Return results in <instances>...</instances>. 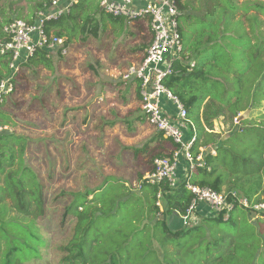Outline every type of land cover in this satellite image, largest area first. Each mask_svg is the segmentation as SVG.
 I'll return each instance as SVG.
<instances>
[{
	"label": "trees",
	"instance_id": "trees-1",
	"mask_svg": "<svg viewBox=\"0 0 264 264\" xmlns=\"http://www.w3.org/2000/svg\"><path fill=\"white\" fill-rule=\"evenodd\" d=\"M50 1H37L35 8L37 7L38 11L42 10L44 5ZM80 1L74 5L70 14L49 24L48 31L60 29L55 32L56 35L59 37L67 35L71 40L75 28L79 25L77 21L79 14H73V11ZM198 1L214 4L212 0ZM177 2L181 9L182 0H177ZM215 2L216 6L212 7L205 16L198 32L194 31L195 37L191 45L184 46L180 57L175 60L174 74L166 79L165 84L188 111L189 128L197 137L193 151L197 154L200 148L205 150L206 167L198 168L188 176V181L199 186L210 187L221 193L237 192L253 206L264 203V21L259 20V15H252L244 21H236L237 7L233 0L224 2L215 0ZM12 6V3L0 6V41H5L3 33L5 25L17 19L28 22L35 20L33 17L19 18L21 16L11 18L7 9L10 12H15ZM21 9L23 8H19V11ZM243 10L245 13L254 10L264 15V4L247 3ZM90 18L91 16L82 14L81 19L84 22L82 31L86 28V24L92 22ZM67 19L73 24L71 29L62 26ZM115 19L122 23L126 20L124 18ZM143 21L150 23L149 18ZM126 23L128 26L131 24L128 20ZM246 24H248L249 30L246 29ZM123 29L124 27L121 31ZM57 54L61 56L60 53ZM52 55L53 53L49 51L40 50L25 63L24 67L40 66L54 71ZM10 61L9 55L0 54V81L9 76ZM191 62L195 63L192 71H190ZM5 104L1 107H4ZM247 108H249V116L237 123L241 112ZM251 115L253 118L250 120ZM0 117L1 125H8L12 121L3 112H0ZM220 118L223 119L229 132L227 140H222L221 135L212 132L214 131V121ZM244 123L249 129H256V135L260 137L259 143L253 144L251 157L246 150L235 152L229 146V139L233 131L240 129ZM244 130L245 128H242L241 133ZM11 136H14L13 140H9ZM25 152L24 138L16 136L15 133L0 134V225H2L0 229L3 228V225L11 222L13 218H19L22 221L24 218L27 220L33 216L35 220L46 212L44 185L34 171L23 166ZM65 168L67 169V167ZM109 184H101L98 189L86 186L80 192L69 190L72 202L65 209L63 219L65 221L71 216L75 225L72 237L64 249L66 251L65 263L135 264L136 256L142 254V263L148 264L147 252L153 245L149 244L150 236L153 240H157L162 249L158 254L156 264H183V257L187 258L189 264H201V257L188 258L185 245H181V239L192 232L198 224L191 228H184L185 230L179 233H172L167 226V216L175 213L184 214L190 206L193 197L185 188V181L179 183L176 188H171L167 183L153 186L156 187L154 194L155 222L149 224L144 219L139 221L141 222L139 224L135 219L134 231L129 237H124L128 238L124 241L125 245H127L126 242L130 244L131 240L136 243L132 247L133 252L125 250L122 247L124 244L121 242H112L106 249L108 259L92 260L91 252L99 244L101 235L93 238L88 235L105 208V202L98 198L97 194L106 190ZM145 186L149 185L144 184L142 188ZM125 190L127 189L125 188ZM160 191L162 192L161 201H163L164 211L159 216L160 209L156 206V202ZM92 196L93 198L90 199ZM81 201L85 202L86 209ZM13 211L18 215L10 216ZM238 213L243 217V220L240 225L238 221L234 225V218ZM247 216L260 220L264 218V213H257L236 204L230 212L221 213L216 218L205 220V223L217 236H214L210 239L213 241H208L201 248L205 254L203 259L206 260V255L212 256L215 253L220 256V260L216 263L207 260L208 264H264V231L250 225ZM148 225L152 227L150 232L152 235L149 233ZM155 230H158L159 233L157 234ZM117 231L122 232V228H118ZM139 234L141 238H139ZM218 234H222V236L218 237ZM146 241L149 242L148 245H145ZM84 245L90 246L89 255H87ZM174 246L177 247L176 252L172 253L171 247ZM78 247L81 248L77 252L78 259L74 260L72 250ZM152 251H154L153 248ZM167 256L171 258L170 261Z\"/></svg>",
	"mask_w": 264,
	"mask_h": 264
},
{
	"label": "rangeland",
	"instance_id": "rangeland-1",
	"mask_svg": "<svg viewBox=\"0 0 264 264\" xmlns=\"http://www.w3.org/2000/svg\"><path fill=\"white\" fill-rule=\"evenodd\" d=\"M37 1L42 0H0V6L12 3L15 12L7 9L8 15L11 18L21 16L19 18L28 19L35 18L34 15L38 11L37 7L35 8ZM89 1L91 4L87 9H84L81 2L73 14L83 11V16L85 14L91 16L92 22L86 24V28L82 31L84 22L81 19L82 14L78 15L79 25L75 28L72 39L65 36L67 54L52 55L54 71L40 66L23 67L18 78L16 93L8 99L4 107H0V112L12 119L9 123L11 130L16 136L25 139L26 152L23 166L34 171L44 185L46 199V212L41 217L34 220L31 216L22 221L19 218H13L0 229V264H67L64 262L66 254L64 249L72 237L75 225L71 216L65 221L63 219L65 209L72 202L69 190H81L86 186L98 187L101 183L100 179L87 175L90 170H87L86 175H83L80 170H75L77 161L81 164L86 163L87 168L92 165L91 162L107 165V160L101 156L105 154L103 144L106 137L103 128L107 105L96 101L95 92V96H92L93 89L90 85L92 84L95 90L97 87L100 90L102 86L100 87L99 83H93L91 79L93 76L105 77L103 69L109 68L108 58L115 56L114 52L120 51L122 55L129 52L127 34L132 32L133 28H128L126 20L122 23L106 14L100 0ZM212 1L214 8L217 3L215 0ZM19 8L23 9L19 11ZM68 20L62 26L66 29L69 26L68 29H71L73 25ZM181 22L185 31L188 32L186 37H189L191 31L198 32L202 23L201 18H192L187 15L181 19ZM123 27L122 32L125 34L123 33L115 40L113 32L121 31ZM120 62L124 64L122 60ZM64 97L68 101L61 102V98ZM81 106L87 107L83 115L80 114V110L74 111V108ZM248 112L249 108L241 112V115ZM252 118L253 115L250 116V120ZM245 125L244 123L240 129L233 131L229 146L235 152L246 150L251 157L253 144L259 143L260 137L256 135V129H249ZM242 128H245L243 133L240 131ZM226 130L221 132L224 133ZM189 131L192 133L191 130ZM95 132L100 133L97 136ZM13 137L11 136L9 140H13ZM114 144V138H111L109 154L115 151ZM106 172L113 173L114 170L109 166ZM84 176L88 179L83 178ZM138 184L137 180L128 181L129 190H125L122 184L110 183L106 190L97 194V197L105 202V208L88 236L93 238L101 235V240L92 252L90 246L84 245L87 255L91 252L92 260L108 259L106 249L112 242L124 244L125 239H128L124 237H129L136 227L135 219L138 222L146 219L149 224L155 222L154 202L149 197L152 190L146 187V190L140 193ZM7 203H9L8 200ZM81 203L86 209L85 202L81 201ZM16 214L13 211L10 216H17ZM147 227L150 233L152 227L151 225ZM118 228H122V232L117 231ZM158 230H155L157 234ZM141 235L143 237V234ZM139 238H141L140 234ZM149 240L150 243L146 241L145 245L148 243L153 245L147 252V262L156 264L162 249L157 240H153L150 236ZM187 242L188 237L181 239L185 247L188 245ZM126 244L122 247L130 251L136 243L131 240L130 244L127 242ZM80 249V247L73 248L74 260L78 259L77 252ZM136 258L135 264H143L142 254ZM167 259L171 260L169 256ZM182 260L183 264H189L186 257ZM130 262L132 263L133 260Z\"/></svg>",
	"mask_w": 264,
	"mask_h": 264
},
{
	"label": "built area",
	"instance_id": "built-area-1",
	"mask_svg": "<svg viewBox=\"0 0 264 264\" xmlns=\"http://www.w3.org/2000/svg\"><path fill=\"white\" fill-rule=\"evenodd\" d=\"M80 0H51L42 10L37 11L35 20L28 22L17 19L3 28L5 41H0V54L11 58L8 77L0 81V107L7 103L18 87V78L25 63L40 50L51 53L67 54L66 40L48 31L49 24L57 22L70 14ZM103 11L113 18H124L129 22L143 21L149 18L152 42L146 50L145 58L137 65L128 68L122 75L125 82L137 81L141 97V110L147 122L171 140L176 150L169 157L155 158L150 173L138 184L160 186L167 183L171 188L178 187V169L182 159L187 162L189 175L198 168L206 167L205 150L200 148L195 154L193 148L197 142L195 134L187 137L189 130L188 111L179 98L166 86L167 78L174 74L175 60L183 52L184 43L180 30L182 12L177 0H100ZM195 63L191 62L190 71ZM170 102L177 116L170 117L164 106ZM14 133L10 125L0 124V134ZM214 154V153H213ZM210 170V169H209ZM185 188L191 193L192 200L184 214L178 213L184 228L199 223L197 210L200 204L209 207L212 214L230 212L236 204L264 213V203L254 204L237 192L221 193L210 187L199 186L185 179ZM162 192L157 195L156 206L163 214Z\"/></svg>",
	"mask_w": 264,
	"mask_h": 264
},
{
	"label": "crops",
	"instance_id": "crops-1",
	"mask_svg": "<svg viewBox=\"0 0 264 264\" xmlns=\"http://www.w3.org/2000/svg\"><path fill=\"white\" fill-rule=\"evenodd\" d=\"M224 1L225 0H223V2ZM81 2L84 6V9H87L91 4L89 0H81L80 3L75 6L74 10L80 6ZM233 2L237 7V10L235 11L236 21H244L245 19L247 20V18L252 15H259V20L264 21L263 14L254 10H249L248 13H245L243 10V7L247 3L264 4V0H233ZM181 5L182 6L180 10L183 14L180 18V28L182 31L181 34L184 46L189 47L191 45L190 42H192L195 37V34L194 31H191L189 32V37H186V33L188 32H186L183 28L181 19L187 15L192 18L199 17L201 18V21H203L214 4L206 2L200 3L198 0L196 2L192 0H182ZM77 14H83V11H80ZM130 27L133 29L132 32H130L131 34H127L129 37L128 43L130 45L129 52L125 53L124 55H122L123 53L120 51L114 52L115 56L112 55L113 57L109 56L108 58V61L110 62L109 68L103 69L105 77L99 78L97 76H93L91 79L93 80V83L96 82L99 83L100 87L102 86L100 91L99 87H97L95 90L94 86L91 84L90 86L93 89L92 96L97 94L96 101H101L107 105V114L105 115L106 119L104 122L105 127L103 128L104 135L106 137L105 144H103V148H105V154L104 156L101 155L102 158L104 157L105 160H107V165H100L99 162L95 164L94 162L90 161L92 165H89L90 167L87 168L88 165H86V163L81 164L79 161H77L75 170L82 171L83 175H86L87 170H90V173L87 174L90 175L89 177H93L95 179L98 178L101 180L100 185L98 187L91 186L92 189H98L100 188L101 184L104 183H113L122 184L124 188L129 190L127 187L128 181L137 180L140 182L144 176L151 172L153 167L152 163L155 158L169 157L177 148V146L171 140L163 137L160 132H158L147 122L146 117L141 110V97L139 84L137 81L125 82L122 80L121 75L125 73V70L133 65L139 64L145 58L146 50L152 42V33L149 21L132 22L128 28ZM245 27L247 30H249L248 24H246ZM59 30L60 29H51V31L54 33ZM113 33L115 34L114 37L116 40L117 38H120L124 32L116 31ZM187 52L190 53L189 51ZM54 54L57 53H53V55ZM121 60L124 62V64L120 62ZM66 100L68 101L66 97L63 99L61 98V102H66ZM163 103L166 111L170 113V117L175 120L174 116H177V112L175 111L174 106L170 102L164 101ZM86 108L87 107L82 108L81 106L79 108H74V111L80 110V114L83 115ZM65 119L66 117L64 114V120ZM222 120L223 119L220 118L219 120L214 121V131L212 132L221 135L222 140H227L229 138V132L226 130L227 128L225 127ZM99 129L101 132V127H99ZM189 130L186 132L187 137L192 134ZM221 130H226V132L222 133ZM208 132L210 131L208 130ZM99 133L95 132V135L98 136ZM111 138H114V145H116L113 154H109L110 150H108L110 147ZM84 159L86 158L84 157ZM109 166L114 170L113 173L106 172V168H109ZM188 176L189 173L187 162L182 159L178 169L179 183L184 182ZM85 177L86 176L83 178ZM87 179L88 177H86V180ZM146 187L151 188L152 193L149 197L155 203L154 194L156 187L145 186L138 190V192H144ZM83 190L84 188L81 190L77 189L75 191L80 192ZM92 198L93 196L90 197V199ZM196 213L199 218V223L192 232L185 236L188 237L186 253H188V258L190 259L201 257V264H208L206 262L207 260L216 263L220 260V256L216 253L212 256L206 255L205 260L203 259V255L205 254L201 248H203L208 241H213L210 239H212L214 236H217L216 233H214V231L209 228V225L205 223V220L209 218H216L218 215L212 214L209 207L205 204H200ZM247 218L249 219L250 225H254L257 229L264 231V218H261L260 220L259 218L257 220L255 218L251 219L249 216H247ZM234 220V225L237 221L240 225L243 217L240 216V213H238ZM167 226L172 233H179L185 230L183 228L182 221L177 214L167 216ZM221 236L222 234H218V237ZM176 248V246L171 247V252L175 253Z\"/></svg>",
	"mask_w": 264,
	"mask_h": 264
},
{
	"label": "water",
	"instance_id": "water-1",
	"mask_svg": "<svg viewBox=\"0 0 264 264\" xmlns=\"http://www.w3.org/2000/svg\"><path fill=\"white\" fill-rule=\"evenodd\" d=\"M249 116V112L243 115H240L237 119V123H239L240 121L246 119ZM176 214V213H175Z\"/></svg>",
	"mask_w": 264,
	"mask_h": 264
},
{
	"label": "clouds",
	"instance_id": "clouds-1",
	"mask_svg": "<svg viewBox=\"0 0 264 264\" xmlns=\"http://www.w3.org/2000/svg\"><path fill=\"white\" fill-rule=\"evenodd\" d=\"M177 215H178V213H177ZM184 228V227H183Z\"/></svg>",
	"mask_w": 264,
	"mask_h": 264
}]
</instances>
